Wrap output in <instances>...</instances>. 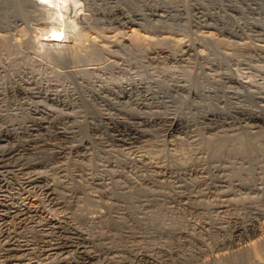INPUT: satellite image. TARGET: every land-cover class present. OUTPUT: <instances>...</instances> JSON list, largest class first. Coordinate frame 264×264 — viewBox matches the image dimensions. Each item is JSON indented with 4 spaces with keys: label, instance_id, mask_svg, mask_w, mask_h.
<instances>
[{
    "label": "rangeland",
    "instance_id": "374dc122",
    "mask_svg": "<svg viewBox=\"0 0 264 264\" xmlns=\"http://www.w3.org/2000/svg\"><path fill=\"white\" fill-rule=\"evenodd\" d=\"M58 2L0 0V264H264V0Z\"/></svg>",
    "mask_w": 264,
    "mask_h": 264
},
{
    "label": "bare ground",
    "instance_id": "6f19581e",
    "mask_svg": "<svg viewBox=\"0 0 264 264\" xmlns=\"http://www.w3.org/2000/svg\"><path fill=\"white\" fill-rule=\"evenodd\" d=\"M59 2H58V7L60 6V8L61 7H63V8H65L64 6H65V3L66 2H68V0H58ZM62 9V8H61ZM61 33H58V34H54V35H52V37H51V40H52V38L56 41L57 39H60L61 38ZM65 37V36H64ZM67 37V36H66ZM61 43V42H60ZM31 122V121H30ZM169 122H170V124H169V126H171V130H175V129H177V128H179V126H178V124L177 123H175L174 121H171V120H169ZM44 122H40V124H38V125H36V126H34V127H32V129H30L31 131H33V132H40V130L42 129V128H44ZM64 132H65V130H64ZM11 136H9V135H4V136H0V143H3V142H6V141H8L9 139H11L10 138ZM12 141V140H11ZM36 143V142H35ZM30 146V145H29ZM31 147V146H30ZM33 147V146H32ZM25 148V147H24ZM31 150V149H30ZM23 152H24V150L23 149H20V148H12V149H8V150H0V170L3 172V169H8V168H10L11 167V164H13V162L14 163H16L17 164V166L16 167H19V163H20V161L22 162V160L20 159L21 157L20 156H22L23 155ZM31 152V151H30ZM22 165V164H21ZM36 165V164H35ZM13 166V165H12ZM24 166V165H23ZM28 166H29V164H28ZM30 166H31V164H30ZM29 166V167H30ZM28 167V168H29ZM32 167V166H31ZM30 167V168H31ZM34 167H38V166H34ZM23 168V167H22ZM21 168V169H22ZM33 168V167H32ZM31 168V169H32ZM23 170V169H22ZM26 170V169H25ZM30 170V169H29ZM34 170V169H33ZM13 171V170H12ZM6 172V171H5ZM7 173V172H6ZM11 173V172H10ZM33 175V174H32ZM4 177V176H3ZM35 177H36V175H35ZM30 179V178H29ZM37 179V178H36ZM36 179H32V180H30V181H28V184L29 185H32V184H35V183H37V181L38 180H36ZM40 179H42V178H40ZM5 182V181H4ZM1 184V183H0ZM27 184V183H26ZM39 184V183H38ZM37 184V185H38ZM36 185V184H35ZM35 187V186H34ZM33 187V188H34ZM45 196V195H44ZM51 199V198H50ZM53 215V214H52ZM40 216V215H39ZM7 225V224H6ZM73 239V238H72ZM74 240V239H73ZM73 240H70V241H68V243L67 244H65L67 247H65V248H67V249H70V250H73V249H77L78 248V251L80 252V255H81V257H82V263H79V264H88L93 258L89 255V254H86L85 255V253H84V251L83 252H81V250L83 249V248H80L79 246H77V245H79V244H75V242L73 241ZM64 245V246H65ZM61 245H53L52 246V250H50V251H59L60 249H62L61 247H60ZM49 250V249H48ZM64 255V254H63ZM73 257V256H72ZM67 260V259H66ZM77 263V262H76Z\"/></svg>",
    "mask_w": 264,
    "mask_h": 264
}]
</instances>
